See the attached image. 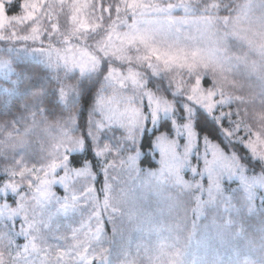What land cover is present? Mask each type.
Wrapping results in <instances>:
<instances>
[{"label": "rangeland", "instance_id": "1", "mask_svg": "<svg viewBox=\"0 0 264 264\" xmlns=\"http://www.w3.org/2000/svg\"><path fill=\"white\" fill-rule=\"evenodd\" d=\"M94 1L24 0L9 16L15 0H0V42L14 43V56H42L90 78L100 61L121 66L94 79L87 131L95 167L67 160L86 151L79 113L68 110L64 94L60 122L28 117L22 131L0 124V264H183L184 234L192 238L184 224H228L238 205L252 214L264 200V176L248 174L236 153L201 139L194 126L196 110L214 109L217 122L224 119V142L264 165V0H242L232 16L194 15L176 0ZM12 74L0 58V79ZM149 76L170 98L148 89ZM163 125L168 131H159ZM154 130L148 155L156 168L148 169L130 149ZM191 156L202 161L199 171ZM221 179L239 181L237 189L226 193ZM207 232L222 238L215 227ZM234 233L241 235L237 229L226 240ZM240 239L255 259L237 264H264V239Z\"/></svg>", "mask_w": 264, "mask_h": 264}, {"label": "trees", "instance_id": "2", "mask_svg": "<svg viewBox=\"0 0 264 264\" xmlns=\"http://www.w3.org/2000/svg\"><path fill=\"white\" fill-rule=\"evenodd\" d=\"M24 0H15L13 5H9L7 15H15L19 11V3ZM113 1V0H112ZM115 1V0H114ZM184 1L192 8L193 14H203V11H207L208 15L212 14H224L225 16L234 15L238 4L242 0H176ZM107 2H111L107 0ZM98 1L95 0L94 4ZM112 5V2H111ZM206 7V9H201ZM90 42H94L96 38L92 35ZM18 46V45H17ZM32 46H37L33 44ZM9 47L14 49L16 45L14 43L0 42V58L8 60L10 67L12 68V75L8 76L7 81L4 82L0 79V86L6 88V91L0 90V124L14 123L19 131L25 129L26 125L30 123V119H34L39 122L41 117L45 118L46 122L61 121L64 115L63 106L65 101L63 94L69 99L68 110L73 113H79L77 115V130L80 132V136L84 143V150L86 153L93 149V142L90 140V136L87 131V119L89 113H92L91 106L95 101L98 84L94 79H102L109 66L121 67L119 64L114 66V62L107 63L100 61L98 71L93 78L79 74L77 71H71L62 65H54L50 63L42 56H14V53H9ZM39 53L35 52L32 55ZM10 81H13L11 83ZM147 87L153 93L159 96H165L170 98L168 90L164 84L158 80V78L149 76ZM73 90L78 94L77 99H73L72 95H67L68 91ZM5 92L4 94H2ZM68 92V93H65ZM9 93V95H8ZM3 99L6 100L3 104ZM72 100H76L74 102ZM25 109V110H24ZM79 110V111H78ZM68 111V112H69ZM29 117V118H28ZM198 136L206 138L212 142H216L220 145L216 139L219 136V140H222L227 148L224 150H231L236 153L240 158V162L245 167L246 172L252 175L264 176V165L253 161L248 152L241 150L238 145H228L224 142V139L219 131L216 134H209L201 130L197 125L195 127ZM159 131H168L167 126H164ZM157 131L154 130L151 134H144L139 139L136 145H131V151L139 150L143 157L140 159V166L144 168L154 169L156 164L151 160L148 155V151L151 149L152 140ZM147 137V140H145ZM79 155L82 162L85 160H91L95 167V159L92 156L86 154H74ZM147 158V159H146ZM143 161V164L141 163ZM86 162V161H85ZM95 173L96 169H95ZM242 210L236 215H230L232 219L228 224H211L208 226L204 224H196L191 226L190 224H184V233L192 232V238L185 237L182 243V254L177 261H183V264H237L240 261L247 263L251 261L248 257L255 259L251 256L245 255L246 253L240 249L242 240L240 237L245 236L252 242L259 243L264 239V200L258 206L255 207L257 212L252 214H246L245 203L238 205ZM215 227L219 233L222 231V238L217 241L214 237L210 236L209 230ZM241 231V235L234 233L233 239L227 241L226 235H230L235 231ZM212 232V231H211ZM237 235V237H235ZM223 237L225 242L223 244ZM235 237V238H234ZM177 247V246H176ZM248 258V259H247ZM257 262V259H256Z\"/></svg>", "mask_w": 264, "mask_h": 264}, {"label": "snow or ice", "instance_id": "3", "mask_svg": "<svg viewBox=\"0 0 264 264\" xmlns=\"http://www.w3.org/2000/svg\"><path fill=\"white\" fill-rule=\"evenodd\" d=\"M81 71L83 72V68L81 69ZM197 125L199 126L201 130L205 131L206 133L216 134L217 131H219L220 133L227 135L225 131L224 119L223 117H221L219 122H217V116H216V112L214 109L212 110V112H207V111H203L199 109L196 110L194 112V126L197 128ZM216 139L219 141L220 145L223 146V148L225 149L227 148V145H224L223 141L219 140V136H217ZM145 140H147V137H145ZM83 149L84 148H82L80 151H82ZM241 150H243V148ZM93 154L95 156L97 155L94 149L86 153V155L88 156H92ZM157 155H159V153H157ZM67 160L73 167H76V168L82 167L85 161L88 164L92 163L91 160H85L82 162L81 157L79 155H74V154L67 156ZM190 160H195L196 170L199 171L200 166L202 164V161L200 160V158L198 156H191ZM141 163L143 164V161H141ZM101 171L104 173V178L106 182L105 170L103 166L101 168ZM185 175H187V172L185 173ZM193 175H195V173H193ZM207 179L208 177L206 175L201 174L200 176L201 185H204L207 182ZM96 180H97V177L95 175L93 177L92 190L96 192L97 198H100L103 195V192L102 193L97 192L96 187H95ZM238 184H239V181L235 179H232L230 181H224L223 179H221V186H223L224 191L226 193L234 192L237 189ZM53 191L58 197L67 198L66 190L61 184H55ZM109 224H111L109 220H106L103 217H101V225L103 227L104 232H109V228H108ZM20 243H23V238H20Z\"/></svg>", "mask_w": 264, "mask_h": 264}]
</instances>
